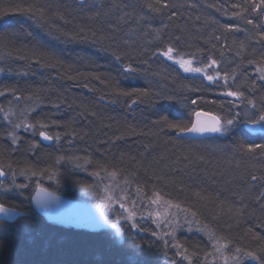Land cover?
<instances>
[{
    "label": "trees",
    "instance_id": "obj_1",
    "mask_svg": "<svg viewBox=\"0 0 264 264\" xmlns=\"http://www.w3.org/2000/svg\"><path fill=\"white\" fill-rule=\"evenodd\" d=\"M145 1L146 6L136 0L135 4L131 0H84L83 5L78 0H0V70L6 76L0 80V89L20 97V102L28 99L38 106L29 116L37 125L35 135L23 130L13 150L6 140L8 126L1 121L9 115L2 114L0 101V165L9 168L16 164L39 173L58 169L59 184L44 179L47 174L37 181L69 199L86 201H95L96 195L89 190L87 197H81L85 192L81 186L101 184L91 173L104 174L103 167L109 172L117 170L120 184L127 177L131 181L128 188L142 187V197L152 196L155 190L162 198L187 206L196 229L207 226L206 231L229 241L233 249L257 250L264 246L255 238L264 235V155L237 146L240 140L264 143V131L253 135L238 127L226 136L194 140L179 137L167 127L161 130L155 123L163 115L174 122L190 121L194 110L223 115L232 107L225 104L218 108L207 102L231 99L219 95L224 90L222 79L217 87L154 55L169 44L185 58L199 61V66L212 56L218 63L216 70L228 73L230 86L255 98L257 106L264 103V81L256 71L264 66V40L253 25L232 16L242 11L233 4L247 9L252 0ZM148 4H156L161 12L150 11ZM139 9L147 18L139 17ZM243 14L264 27V13ZM212 19L218 23L213 24ZM222 24L240 30L226 31ZM155 29H161L159 41L154 39ZM241 42L245 43L243 51ZM126 65L135 71L125 72ZM252 80L256 87L250 91ZM137 88H151L163 95L137 98L118 91ZM196 88L199 91L190 90ZM166 95L175 100L163 98ZM41 121L49 125L46 131L50 135L59 134L57 145L55 140L45 143L40 139ZM33 142L39 147L32 149ZM59 156L65 160L56 165ZM67 157H80L83 170L74 168ZM85 160L90 163L84 164ZM34 189L29 186L21 191L30 197ZM3 200L8 206H18L21 215L0 223V264H125L129 258L127 225L120 239L123 243L118 244L109 230H78L48 223L32 210L29 199L21 203L0 194ZM144 226L151 230L149 223ZM208 237L180 233L177 240L198 264L206 255ZM136 238L154 243L151 254L139 257L142 264H159L164 259L153 236L137 233ZM173 261L188 264L183 259Z\"/></svg>",
    "mask_w": 264,
    "mask_h": 264
},
{
    "label": "snow or ice",
    "instance_id": "obj_2",
    "mask_svg": "<svg viewBox=\"0 0 264 264\" xmlns=\"http://www.w3.org/2000/svg\"><path fill=\"white\" fill-rule=\"evenodd\" d=\"M78 2L81 5L84 4V0H78ZM208 6L215 7V5ZM163 7L168 8L173 7V5L164 4ZM232 7L242 9L240 12H233L232 16L239 17L241 20H246L249 25H253V27L257 29V35H259L261 40H264V27L257 24V22L252 18L246 17L243 14L244 11H259L260 13H264V0H259V3H257L256 0H252L250 7L247 9L240 4H233ZM148 8L153 12H161V9L155 7L153 4H148ZM37 10L43 14L42 9ZM227 14V10H225V15ZM197 19H199V17H197ZM209 19L211 18L209 17ZM211 22L213 24L218 23L214 19H212ZM164 27H167V25H164ZM220 27L224 28L226 31L240 30L239 26L233 25L222 24ZM249 38H251V36ZM154 39L157 41L161 39V29H155ZM176 39L179 40L180 37L177 36ZM215 39L220 40L221 37L216 36ZM244 48L245 43L241 42L240 50L243 51ZM154 55H159L164 57L166 60L172 61V63L178 65L179 69L184 73L200 74L203 76L204 80L208 81L209 84H215L217 87H219L218 82L222 79L224 90L220 91L219 95L230 97L231 99L219 102L210 100L207 102L217 104L218 108H223L225 104H230L232 106L231 108L225 109L223 115L219 114V112H211L202 109L194 110L192 114L195 118L190 121L174 122L170 120L167 115H163L155 122L160 126L161 130L167 127L168 129L175 131L178 135L193 134L202 136L206 133H212L219 136H226L236 130L237 124L243 123L250 131H255L257 127H259L261 131H264V103L257 106L255 98H248L239 88L234 89L230 86V77L228 73L225 72L222 75L220 71L215 70L218 67V63L212 56H209L207 64L196 66L200 64L199 61H194V58H185V56L179 53L172 44H169L166 49L158 48ZM116 59L120 60V56L116 55ZM261 59L264 60V56H262ZM249 63H252V61H249ZM208 69H213V72L209 73ZM124 71L131 73L135 71V69L131 65H126L124 67ZM256 71L259 74L258 79L264 81V66L257 67ZM231 79L233 81L235 80V70H233ZM251 84L252 86L249 89L250 91L255 89L256 80H252ZM190 90L199 91L198 88ZM118 91L120 95L133 96L135 94L137 98L141 96L153 98L163 95L159 92L153 93L151 88H137L133 89L131 92L125 89H119ZM0 95H4V92L0 91ZM163 98L169 101L175 100V97L171 95L163 96ZM17 99H20V97H17ZM262 99H264V97H262ZM132 103L135 104L136 100L133 99ZM196 103V100H192V104ZM242 106H244L243 111L240 110ZM249 109H251V111H249ZM21 115L23 118L19 123H13V130L8 133L12 145L14 146L17 145V142L20 139L17 135V131L19 129L23 128L25 131L31 130L33 135H35L37 131V125L31 123L27 116H24L23 113ZM8 118L9 117L6 115L5 119ZM48 128L49 125L47 123L43 121L39 122L40 139L48 142L53 140L59 142V134L56 136L50 135L48 131H46ZM37 147H39L37 143L33 142L31 144L32 149ZM237 147L238 149L254 155H264V143H248L244 140H240ZM67 159L73 164L74 168L83 170V165L80 163V157H67ZM64 160V156H59L56 160V165L61 164ZM89 163V160L84 161V164ZM9 169L11 170V165H9ZM101 170L104 172L103 176L100 175V171H96L91 174L99 178L101 183H103L105 179L109 181V183L103 185V195H100V192L97 190L98 185H82L81 190H90L93 195L99 197L100 203L97 206L99 219L96 226L110 229L113 237L117 240L124 236L125 225L128 226V236L131 239V243L129 245V258L125 264H142L139 257L151 254L154 247L153 241L140 240L138 242L136 238L137 233H147L155 237L156 241H160L163 246L162 250L166 257L168 255L169 248H171L175 249V256L188 261V264H194V261L188 254V250L183 248L177 240L176 232L182 228L179 220H174L177 214L169 211V209L173 207L180 209V205L173 204L170 200H163L160 193L155 190L153 191L151 197H147L149 202L144 203V199L146 197H141L139 195L143 191L141 186H137V196L132 197L128 191V186L131 184V181L127 177L124 178V187L121 188L120 180L118 179L119 172L117 170L109 172L107 167H103ZM29 172L31 175H29ZM20 174L25 176L26 179H31V177L38 175L37 171L32 169L22 170ZM40 174H47L49 180L59 184L60 173L58 169H43ZM6 176H8V171H6L3 166H0V177ZM252 179L256 180L257 177L253 175ZM28 187L29 185L27 183L18 184L16 182V173L12 171L11 185L5 187L3 184H0V191L9 192L12 190H22ZM117 188L120 189L119 194L116 192ZM261 197H264V193H261ZM26 198L30 199L36 208L41 211L47 209L51 202L57 199L53 192L49 191L39 182L36 183L34 194ZM261 206L264 207V205ZM17 207L18 206H6L5 202L0 201V223L12 221L19 216L20 213L17 211ZM117 208H119V211H117ZM182 211L187 212L188 210L182 209ZM192 215L195 216V213H192ZM113 216L115 219H113ZM147 220H150L151 223L155 225L154 230H150L144 226L143 222ZM184 223L189 225L188 230L191 231L192 221L185 218ZM165 229H168V231H165ZM206 230L207 226H205V229H198V231ZM206 234L209 236V242L212 244V247L216 250V252L223 255L224 264H229L230 261L231 264H245L246 261H254L255 264H264V246L258 248L257 250H245L241 247H236L233 250L230 248L229 241H225L221 237H217L210 231H206ZM165 237H168V239H165ZM255 238L259 240L262 245H264V235H256ZM225 250H227L230 255H224ZM170 264H176V262L171 261Z\"/></svg>",
    "mask_w": 264,
    "mask_h": 264
},
{
    "label": "bare ground",
    "instance_id": "obj_3",
    "mask_svg": "<svg viewBox=\"0 0 264 264\" xmlns=\"http://www.w3.org/2000/svg\"><path fill=\"white\" fill-rule=\"evenodd\" d=\"M135 0H131V2H133V4H135V2H134ZM144 1L145 0H141V1H139V0H136V2H138V3H140V4H143L144 3ZM146 1H149V2H151V1H153V2H155V0H146ZM145 1V2H146ZM148 3V2H147ZM143 5H145L146 6V4H143ZM155 6H156V4H155ZM146 8V7H145ZM139 11L141 12V15H140V13H138V15H139V17H146V13H144V12H142L140 9H139ZM147 18V17H146ZM164 58V57H163ZM177 67H178V65H176ZM196 66H199V65H196ZM179 68V67H178ZM182 71V70H181ZM183 72V71H182ZM184 74H186V73H184ZM186 75H191V76H194V77H200V78H203V76H201L200 74H191V73H187ZM2 79H4V80H6V76H4V72H2L1 70H0V80H2ZM204 79V78H203ZM207 81V80H206ZM0 91H2V92H4V95H0V101L2 102V104H1V108H2V114H4L5 112H6V114H8L9 115V117L11 116V117H14V118H12V120H14V122L17 120V118L19 117L20 118V116H21V114L23 113L24 114V116H27V118H28V120H29V116H30V113H33L34 112V110L33 109H37V103H34L33 104V102H32V100H25V101H22V102H20V99H17V97H11V93L10 92H8V91H6V90H2V89H0ZM3 97L4 98H6V101H5V99H3ZM2 98V99H1ZM227 98H230V97H227ZM1 112V111H0ZM20 113V114H19ZM23 118V117H22ZM195 117H194V115H193V119H194ZM1 121L3 122V124L5 125V126H8V129H7V132H6V140L8 141V143L14 148L13 150H15V148L18 146V144L17 145H12V142H11V139L9 138V136H8V133L10 132V131H12L13 129H10L9 127V123L3 118V119H1ZM238 127H241L242 129H244L246 132H248L249 134H253V135H255L256 133H261V132H263V131H261L260 129H259V127H257V129L255 130V131H250L249 129H248V127L246 126V125H244L243 123H239V124H237V126H236V128H238ZM21 129H23V128H21ZM23 132L24 131H17V135L19 136V137H21V135L23 134ZM219 135H217V134H209V135H206V136H202V137H195V138H193V137H187L185 134L184 135H179V137H185V138H188V139H194V140H203V139H212V138H215V137H218ZM43 141V140H42ZM43 142H46V141H43ZM53 141H51V143H52ZM47 143H49L48 141H47ZM55 143V145H57L58 144V142H54ZM3 164H4V162H3ZM0 166H3V165H0ZM6 166V165H5ZM4 167V166H3ZM4 169L6 170V171H8V176H6V177H0V184H3L5 187H8V186H10L11 185V179H12V171H14L15 173H16V182L19 184V183H27V180H29L31 183H28L29 184V186H36V183H38V181H37V179L38 180H43V176L39 173V172H37L38 173V175L37 176H35V177H31V179H24L23 177H22V175L20 174L21 173V171L22 170H26V169H28V168H25V169H22V168H19L16 164L15 165H11V170L9 169V168H5L4 167ZM10 170V171H9ZM32 170H34V169H32ZM29 175H31V173L29 172ZM100 175L101 176H103L104 174L103 173H100ZM47 176V175H46ZM41 177H43V178H41ZM44 179H46V180H49V179H47V178H44ZM96 179H97V177H96ZM34 181H37V182H34ZM49 181H51V180H49ZM33 182V183H32ZM40 182V181H39ZM35 183V184H34ZM42 185V184H41ZM42 186H44L45 188H47L49 191H51V192H53L52 190H50L46 185H42ZM136 189H137V187H136ZM35 190V189H34ZM33 193H34V191L32 190L31 191V194L33 195ZM54 194H55V192H53ZM83 194H81L80 196L81 197H87L89 194H90V192L89 191H85V192H82ZM262 193H264V190H263V192ZM0 194H1V196L2 197H5V196H7V195H11V196H13L14 198H16V200H18V201H20L21 203H23L22 201H26V196L24 197V195H23V193H22V191L21 190H12V191H9V192H3V191H0ZM68 198V197H67ZM30 200V199H29ZM164 200H166V199H164ZM168 200H170L173 204H178V202L177 201H172V199H168ZM78 201H83V202H86V203H90V204H92L93 206H95V207H97L98 205H97V202L96 201H86V200H82V199H79ZM3 202H5L4 200H3ZM30 203H31V200H30ZM6 204V203H5ZM31 205H32V203H31ZM179 205H180V210H182V209H186V207L187 206H185V205H183V204H181V203H179ZM6 206H8V205H6ZM32 210L34 211V212H36L39 216H41L43 219H45V221H47L48 223H52V224H54V225H57V226H61V227H65V228H72V229H78V230H87V231H108V230H110V229H105V228H86V227H81V225H77V224H72V223H60L59 222V220L55 217L54 219L52 218V219H49V218H47L46 219V217H45V215L44 214H42V213H39L38 212V210L35 208V207H33V205H32ZM45 210H47V209H45ZM18 211V210H17ZM19 212V211H18ZM21 215V214H20ZM19 215V216H20ZM19 216H17V217H19ZM190 217L191 218V220H192V224L195 222V220H194V218L187 212V215H185V217ZM16 217V218H17ZM15 218V219H16ZM14 219V220H15ZM14 220H12V221H14ZM12 221H9V222H12ZM151 230H154V229H152L151 228ZM202 232H205V231H202ZM110 233H112V232H110ZM147 236H149V234H147ZM208 239H209V237H208ZM120 239L118 240V244H122L123 243V240H121L120 242ZM209 241V240H208ZM209 245H210V242H209ZM231 249H233L232 247H230ZM235 249V248H234ZM233 249V250H234ZM228 254H230L227 250H225ZM226 252H224V253H226ZM166 257V256H165ZM165 259V260H164ZM164 259H161L160 260V263L159 264H170V262L171 261H173L174 259H173V257H172V255L171 254H168L167 255V257L166 258H164ZM245 264H255V262L254 261H246V263Z\"/></svg>",
    "mask_w": 264,
    "mask_h": 264
},
{
    "label": "water",
    "instance_id": "obj_4",
    "mask_svg": "<svg viewBox=\"0 0 264 264\" xmlns=\"http://www.w3.org/2000/svg\"><path fill=\"white\" fill-rule=\"evenodd\" d=\"M211 133H206L202 136L209 135ZM187 137H202L201 135L185 134ZM34 194V193H33ZM57 199L53 200L47 210H39L31 201L33 207H35L39 213L45 215L46 219H54L55 217L60 223H72L81 225V227L86 228H102L98 227L97 221L98 210L95 206L90 203L83 201H75L68 199L66 197L55 194Z\"/></svg>",
    "mask_w": 264,
    "mask_h": 264
},
{
    "label": "rangeland",
    "instance_id": "obj_5",
    "mask_svg": "<svg viewBox=\"0 0 264 264\" xmlns=\"http://www.w3.org/2000/svg\"><path fill=\"white\" fill-rule=\"evenodd\" d=\"M208 71H209V73H211V72H213V69H208ZM5 117H6V115H5ZM12 118H14V117H11L10 116L8 119H6V121L9 123V126H10L9 128L10 129H13V123H19L20 122V120L22 119V115L20 116V118L18 117L15 122H14V120H12ZM23 130L24 129H19L18 131H23ZM45 143H47V141ZM106 183H109V181L107 179H105L103 181V183H101V184L100 183L96 184V185H98V189L97 190L100 192V195H103V185L106 184ZM120 187L122 188V187H124V185L123 184H120ZM119 191H120V189L117 188L116 189L117 194H119ZM128 191H129V193L131 194L132 197H136L137 196L136 190L128 188ZM93 197L95 198V201L97 202V205H99V203H100L99 197L98 196H93ZM148 197H151V196H148ZM162 199L164 200L166 198H162ZM166 200H168V199H166ZM148 202H149L148 199L145 198L144 199V203H148ZM153 207H155V206H153ZM117 211H119V208H117ZM169 211L170 212H174V213L177 214L176 217L174 218V220H179L180 224L182 225V228L176 232V236L178 234H180V233H193V232H197V233H200V234H204L205 236L208 237V235L206 234V232L198 231V228L196 229L197 226L194 223L193 224L191 223V231L188 230L189 225H187V224L184 223L185 218H187L190 221H192V220L188 216L185 217V215H187V212H184V211H182L180 209H177V208H174V207L171 208V209H169ZM113 219H115L114 216H113ZM143 223H144V225H147V223H149L150 226H151V228L152 229H155V225L152 224L150 220L144 221ZM109 231L111 232V230H109ZM165 231H168V229H165ZM165 239H168V237H165ZM157 242H158V245L160 246V249L162 250V247L163 246H162L161 242L160 241H157ZM169 250H171V253H169V251H168V254H171L172 257H173V259H176V260H180L181 259L180 257L175 256V249L169 248ZM162 253L164 254L163 250H162L161 254ZM205 254L206 255H204V257L201 259V261L198 264H224V257H223V255H221L220 253L216 252V250L212 247V244L211 243H210V245H208V249L206 250ZM224 255H230V254H228L226 252V253H224ZM164 258H166L165 255H164ZM184 261L185 262H188L186 260H184ZM229 264H231V261L229 262Z\"/></svg>",
    "mask_w": 264,
    "mask_h": 264
}]
</instances>
